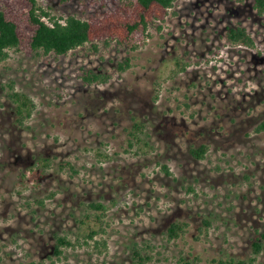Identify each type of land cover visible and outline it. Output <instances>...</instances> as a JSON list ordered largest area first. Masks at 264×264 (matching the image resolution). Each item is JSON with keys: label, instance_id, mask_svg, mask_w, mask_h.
Masks as SVG:
<instances>
[{"label": "rangeland", "instance_id": "1", "mask_svg": "<svg viewBox=\"0 0 264 264\" xmlns=\"http://www.w3.org/2000/svg\"><path fill=\"white\" fill-rule=\"evenodd\" d=\"M123 1L38 0L52 16L81 18ZM254 4L175 0L132 45L98 41L66 55L9 50L0 63V264H135V243L150 246L147 264L252 254L264 234V130L256 131L264 121V14ZM237 24L253 47L228 42ZM127 57L130 66L118 70ZM82 69L110 78L87 84ZM10 84L35 103L23 125ZM133 118L145 124V153L129 145ZM201 144L208 150L196 159L190 148ZM40 157L50 160L43 176L22 180ZM96 201L108 207L107 247L80 244L57 258L54 235L77 239L78 220ZM178 221L187 230L169 240ZM255 264H264V246Z\"/></svg>", "mask_w": 264, "mask_h": 264}, {"label": "trees", "instance_id": "2", "mask_svg": "<svg viewBox=\"0 0 264 264\" xmlns=\"http://www.w3.org/2000/svg\"><path fill=\"white\" fill-rule=\"evenodd\" d=\"M175 0H125L122 5L112 11L89 18H81L76 15L67 17H55L45 10L38 0H0V63L9 56V50L21 52L27 56L43 51L44 53H55L66 55L74 49L87 43L96 46V42L115 41L119 44H131L139 34H148V28L155 21H163L173 7ZM254 8L258 15L264 14V0H255ZM226 37L229 43L247 47L254 46V39L245 27L240 25L227 28ZM129 58L117 63V69L126 70L129 66ZM82 79L87 84H102L109 80L110 75L93 69H82ZM8 93L9 98L16 104L17 122L23 125V120L29 117L34 108L33 100L21 91L13 88L12 84ZM145 124L133 118L129 128V145L137 144L140 149L147 152L151 146L145 139ZM264 130V121L257 127L256 131ZM208 150V145L201 144L191 147L190 154L196 159H203ZM63 165L72 166L68 161ZM50 167V160L40 157L27 172L21 174V179L26 176L37 174L41 178L44 171ZM166 174H170L168 166L162 164ZM37 183L36 185H38ZM51 193L49 197L53 196ZM35 202L43 207L44 198L35 199ZM89 209L79 220L80 231L78 238L70 239L67 235L56 233L54 235L53 253L57 258L63 256L64 250L76 245L90 244L93 242L98 252L107 247V241L102 236L106 233L108 222L106 213L108 207L96 201L87 204ZM91 210V211H90ZM205 226H209L207 219L203 220ZM187 222L178 221L171 223L167 228L169 240L181 237L187 230ZM264 238L260 234L258 239L252 243V254L247 258H213L209 264H255L257 256L263 249ZM149 245L133 244L132 260L135 264H147L152 259V254L147 252ZM0 256V263H1ZM197 259V257H196ZM176 264H195L191 259L180 256Z\"/></svg>", "mask_w": 264, "mask_h": 264}]
</instances>
